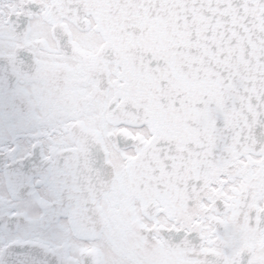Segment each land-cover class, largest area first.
<instances>
[{
	"label": "snow or ice",
	"instance_id": "obj_1",
	"mask_svg": "<svg viewBox=\"0 0 264 264\" xmlns=\"http://www.w3.org/2000/svg\"><path fill=\"white\" fill-rule=\"evenodd\" d=\"M0 264H264V0H0Z\"/></svg>",
	"mask_w": 264,
	"mask_h": 264
}]
</instances>
